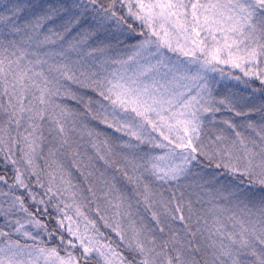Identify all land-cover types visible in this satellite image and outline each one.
<instances>
[{
    "label": "snow or ice",
    "instance_id": "snow-or-ice-1",
    "mask_svg": "<svg viewBox=\"0 0 264 264\" xmlns=\"http://www.w3.org/2000/svg\"><path fill=\"white\" fill-rule=\"evenodd\" d=\"M109 25L130 54L95 40ZM230 80L249 96H218ZM222 108L242 123L208 128ZM0 161V264H264V0H0ZM190 177L199 207L177 194Z\"/></svg>",
    "mask_w": 264,
    "mask_h": 264
},
{
    "label": "rangeland",
    "instance_id": "rangeland-1",
    "mask_svg": "<svg viewBox=\"0 0 264 264\" xmlns=\"http://www.w3.org/2000/svg\"><path fill=\"white\" fill-rule=\"evenodd\" d=\"M58 2H64V3L69 4L68 0H54V1L47 0V1L43 2V3L56 4ZM89 13H91V12H89ZM91 16H92V13L88 17H86V20L83 22L82 27H88L89 25H91L92 27L96 26L95 22H93L91 20ZM95 40L103 41L104 44H111L113 47L110 50V52L108 53V55H111L113 57L117 56V54H119L121 56H123L125 54H130V53L127 52V49L125 48V44L126 43H135L134 40L124 41V37L120 36L118 34V32L115 30V28L113 26H111V25L108 26L107 31H103V30L99 31L98 34H97V37L95 38ZM119 41H124V43H119ZM93 46H96L95 43H93ZM234 74L235 75H240L239 71L234 72ZM225 85H226V87H225ZM252 87H259V82H256L255 84H253ZM229 89L231 91H233V92L242 93L245 97L249 96V92L245 91V86L242 83H240L238 81H235V80L222 82L220 88L217 90V95L220 96V95L227 94ZM259 101H260V94L256 93L255 98L252 99L251 103L258 104ZM69 107L74 108L72 105H69ZM253 118H255V117H253ZM223 119H232L233 122H235L236 124H241L242 123L241 118L235 117L234 113L229 112L227 109H223L222 108L221 112L217 113L216 116H215V120H216L215 124H209L208 123V121L212 120L211 115H209L207 117V119L205 121V124H206V126L208 128L221 129V128L225 127L222 123H219ZM89 120H92L91 116L82 118V120L80 121V124H78V126H82V125L86 124V125H88L89 128H95V129H97L100 132H103L105 134L107 132L108 134H106V136H107V138L109 140V145L113 147V150L115 152L119 153V152H122V151H127L126 149H121V148L117 147V144H119V143H121L123 141H126L128 139V137L126 135H124L123 133H120V132H116L114 129L107 128L105 125L100 124L99 121H96V120H92V123H91L92 126H91ZM99 125H101L102 128L106 132H104L103 130L101 131L98 127H94V126H99ZM241 131H243V129H241ZM109 134H110V136H109ZM77 139H79L78 136H77ZM104 139H105L104 136L100 137L101 141H103ZM81 143L83 145L81 147V151L82 152L84 151V148L86 147L88 155H95V150L92 148L91 142L89 141V138L86 135L84 136L83 141H81ZM101 148L103 150V145L102 144H101ZM149 150L150 149H149V146L147 144L141 145L139 154L142 155L143 152H146V151H149ZM153 154H159V150H155L153 152ZM117 158H119V157H117ZM41 163H42V161H41ZM98 166L101 168V170H103L102 162H100ZM113 172H114V170L110 169L109 170V175H112ZM2 173H4V172H0V174H2ZM196 180H197L196 177H190L188 181H182V184H186V185H189V186L179 188V190L177 191V194H179V192H181V191L184 192L185 200L191 199L193 201V206L194 207H199V205L195 204V201H196V198H197V193H199L201 195H203V193L201 192L199 187H197L196 184L194 183ZM225 182H227V180H225ZM9 183H11V180H9ZM73 183L80 184L82 188L86 189V184L83 181V179L79 176V173L74 172ZM129 187H131V186H129ZM0 188H3V190L5 192L8 191L6 185L0 184ZM17 194L19 195L21 193H17ZM82 195L87 197V199L89 201H91V195L86 190L82 193ZM4 199H5V197H0V200H4ZM63 199H64V203L71 204L73 202L72 201V197L69 194H65ZM28 203H31V202L29 201ZM57 203H58L57 200H53L50 204H48L47 207H48L49 215H45V216L42 217L44 222L46 224H48L50 228L51 227H55L57 219L62 218V215H63L62 212L58 213L56 211L54 205H56ZM90 204H92V207H93V210H92L93 212L92 213H91V209L89 207ZM90 204H89L88 207L83 208L82 210L85 212V214L88 216L89 219H93V220L96 221L97 227H98V222L100 223L101 227H104L103 221H101L98 216H95V214H96V212H95L96 204L95 203H90ZM60 206H61V208H63V204H61ZM43 207L44 206H41V208H43ZM33 210H34V208H33ZM65 211H68V214L70 216H73V218L75 219V210L74 209H65ZM133 211H135V205H134ZM140 215L144 217V222L149 223L151 225L152 222L150 220V213L144 211L143 205L140 206ZM65 223H67V221ZM80 227H81V230L83 231V229H84V220H83L82 217L80 218ZM176 227H181V226L179 224H177ZM105 230H107V232H109L110 234L115 236V234L112 233L110 229L105 228Z\"/></svg>",
    "mask_w": 264,
    "mask_h": 264
},
{
    "label": "trees",
    "instance_id": "trees-1",
    "mask_svg": "<svg viewBox=\"0 0 264 264\" xmlns=\"http://www.w3.org/2000/svg\"><path fill=\"white\" fill-rule=\"evenodd\" d=\"M45 1H47V0H32V2H41V3H43V2H45ZM52 1H54V0H52ZM69 1V4H71L72 3V0H68ZM91 13H87L86 14V17H88L89 15H90ZM86 20V19H85ZM87 22V21H86ZM104 31V30H103ZM130 41V40H129ZM62 102L63 103H66V104H68V106L69 105H72L74 108H80L81 106H79L75 101H73V100H71L70 98H64L63 100H62ZM81 110H82V108H81ZM90 117V116H89ZM90 121V125L92 126V120H89ZM94 127H98L101 131L103 130L104 132H106L103 128H102V126L101 125H99V126H94ZM106 134H108L107 132H106ZM109 136H110V134H109ZM5 171V169H4V167H3V165H2V161H0V172H4ZM8 173H9V175H11V168H10V166H9V168H8ZM179 190V189H178ZM177 190V191H178ZM168 193L167 192H165V195H167ZM90 209H91V213L93 212L92 210H93V207H92V204H90ZM95 214V213H94ZM95 216H97V214H95ZM98 227H99V229H100V231L102 232V233H104L106 236H110L113 240H118V238H116L115 236H113L112 234H110L109 232H107V230H105V228L104 227H101V225H100V223L98 222Z\"/></svg>",
    "mask_w": 264,
    "mask_h": 264
}]
</instances>
